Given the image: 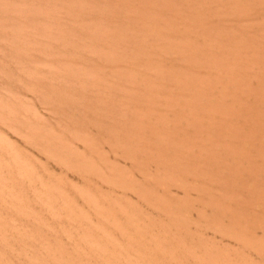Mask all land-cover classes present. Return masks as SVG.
<instances>
[{
  "label": "rangeland",
  "instance_id": "1",
  "mask_svg": "<svg viewBox=\"0 0 264 264\" xmlns=\"http://www.w3.org/2000/svg\"><path fill=\"white\" fill-rule=\"evenodd\" d=\"M0 264H264V0H0Z\"/></svg>",
  "mask_w": 264,
  "mask_h": 264
}]
</instances>
